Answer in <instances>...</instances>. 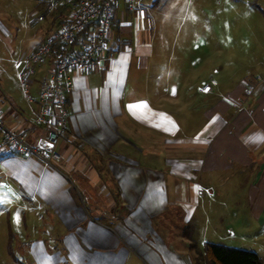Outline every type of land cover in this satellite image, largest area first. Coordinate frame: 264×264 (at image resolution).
<instances>
[{
    "label": "crops",
    "instance_id": "obj_1",
    "mask_svg": "<svg viewBox=\"0 0 264 264\" xmlns=\"http://www.w3.org/2000/svg\"><path fill=\"white\" fill-rule=\"evenodd\" d=\"M161 2L131 9L117 1L113 59L74 74L67 93L60 170L0 151V178L30 225L22 249L34 264H128L135 253L152 264H194L192 240L203 225L228 232L214 243L264 260V70L241 61L220 74L209 41V52L195 47L191 64L216 69L198 82L184 66L185 43L159 28ZM51 67L37 68L34 103L0 91L5 125L34 145L47 133L33 114ZM215 204L224 213L214 222Z\"/></svg>",
    "mask_w": 264,
    "mask_h": 264
},
{
    "label": "rangeland",
    "instance_id": "obj_2",
    "mask_svg": "<svg viewBox=\"0 0 264 264\" xmlns=\"http://www.w3.org/2000/svg\"><path fill=\"white\" fill-rule=\"evenodd\" d=\"M36 5L37 0H0L2 92L9 88L16 95L23 94L26 97L20 79V73L26 65L22 60L30 53L34 42L36 47L58 26L57 22H51L52 18L39 20L43 9ZM155 16L160 30L164 29L166 35L170 34L167 37L169 40L185 43L181 48L186 55L184 66L197 74L198 82L200 76L208 77L216 69L209 70L205 63L191 64L195 47L201 43L203 51L209 52V41H216L218 45L219 69L216 70L220 74L225 72L226 63L236 66L241 61L264 70V0H162L155 8ZM215 50L213 48V52ZM259 61L263 63L257 64ZM214 64L217 65L216 62ZM5 183L6 179L0 178V264H34V260L29 259L22 249L32 240L25 239L30 234H26L24 227L30 225L17 217L14 193H9L3 187ZM42 213L47 220L50 219L46 210L43 209ZM223 213L224 210L215 204L210 218L215 222L223 218ZM26 221L29 222V219ZM227 235L228 232L220 226L217 229H209L205 225L198 228L196 239L192 240L193 263L209 264L205 255L207 243L220 242ZM232 242L227 244H236ZM261 254L264 258L263 251ZM128 264L152 263L143 255L135 253Z\"/></svg>",
    "mask_w": 264,
    "mask_h": 264
},
{
    "label": "built area",
    "instance_id": "obj_3",
    "mask_svg": "<svg viewBox=\"0 0 264 264\" xmlns=\"http://www.w3.org/2000/svg\"><path fill=\"white\" fill-rule=\"evenodd\" d=\"M118 0H37L43 9L39 20L57 22L52 32L22 60L20 73L27 101L36 102L32 92L37 67L51 62V73L40 82V98L33 120L46 127L40 145H34L21 133L7 127L0 112V151L35 157L49 167L60 170L62 154L58 145L68 128L67 93L73 87L74 74L92 72L110 52L111 29ZM133 9L140 0H125ZM57 16V17H56ZM264 81V77H259ZM216 84V81H213ZM210 84L204 83L208 90Z\"/></svg>",
    "mask_w": 264,
    "mask_h": 264
},
{
    "label": "trees",
    "instance_id": "obj_4",
    "mask_svg": "<svg viewBox=\"0 0 264 264\" xmlns=\"http://www.w3.org/2000/svg\"><path fill=\"white\" fill-rule=\"evenodd\" d=\"M162 0H156L159 3ZM205 255L209 264H264L254 251L218 243H207Z\"/></svg>",
    "mask_w": 264,
    "mask_h": 264
}]
</instances>
